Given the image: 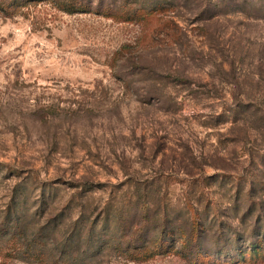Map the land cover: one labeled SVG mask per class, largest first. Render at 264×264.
<instances>
[{
    "label": "rangeland",
    "instance_id": "obj_1",
    "mask_svg": "<svg viewBox=\"0 0 264 264\" xmlns=\"http://www.w3.org/2000/svg\"><path fill=\"white\" fill-rule=\"evenodd\" d=\"M147 1L0 0V236L9 211L88 220L0 264H190L131 258L162 226L204 264L264 239V0Z\"/></svg>",
    "mask_w": 264,
    "mask_h": 264
},
{
    "label": "trees",
    "instance_id": "obj_2",
    "mask_svg": "<svg viewBox=\"0 0 264 264\" xmlns=\"http://www.w3.org/2000/svg\"><path fill=\"white\" fill-rule=\"evenodd\" d=\"M160 0H148L146 3L149 8V14L162 13L163 5L158 3ZM163 4H168L163 2ZM140 6L132 9L133 13L144 11L145 7ZM151 12V13H150ZM161 30L164 34L177 44L180 40V34L177 33L178 27L170 20L165 21L162 24ZM79 188L83 191L88 189L86 184L79 185ZM91 189H89L90 191ZM16 212L9 211L5 217L6 221L2 224V235L0 236V255L1 260L4 259H19L20 261H27V258L36 256L41 261L46 257L53 255L52 250H56V243L54 238L61 235L66 236V241L70 238L81 236V226H86L87 219L83 218L82 212L76 217L73 228L71 231H63L61 217L62 213L56 215L53 218H49L50 221L40 222L36 221L35 215L30 220H21V215H15ZM62 228V230H61ZM196 229V228H195ZM194 229V230H195ZM193 230V231H194ZM173 230L169 227H161L158 236L152 240L148 247L145 246L138 253H131L136 256H143V258L151 259L158 255L172 254L183 258L190 264H204L199 261L200 256L197 257V252H192L193 247V232L185 233L183 231ZM239 239V237H237ZM251 241L243 240L240 245L238 239L230 241L226 246L217 248L212 263L210 264H259L264 262V247L262 242L264 239L259 240L256 237H252ZM54 246V247H53ZM132 250L138 249L131 247ZM130 248V249H131ZM187 249L189 251H187ZM126 253H128L126 251ZM61 255L63 253H60ZM235 254V255H234ZM203 257L204 256L202 255ZM198 261V263H197ZM3 264V263H2Z\"/></svg>",
    "mask_w": 264,
    "mask_h": 264
}]
</instances>
